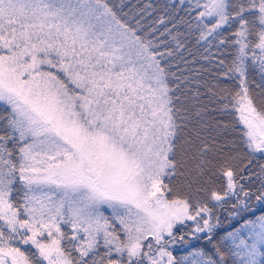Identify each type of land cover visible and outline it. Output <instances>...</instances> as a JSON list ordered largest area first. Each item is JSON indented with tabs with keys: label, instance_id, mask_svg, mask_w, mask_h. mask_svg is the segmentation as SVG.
Returning a JSON list of instances; mask_svg holds the SVG:
<instances>
[{
	"label": "snow or ice",
	"instance_id": "1",
	"mask_svg": "<svg viewBox=\"0 0 264 264\" xmlns=\"http://www.w3.org/2000/svg\"><path fill=\"white\" fill-rule=\"evenodd\" d=\"M0 264H264V0H0Z\"/></svg>",
	"mask_w": 264,
	"mask_h": 264
},
{
	"label": "trees",
	"instance_id": "2",
	"mask_svg": "<svg viewBox=\"0 0 264 264\" xmlns=\"http://www.w3.org/2000/svg\"><path fill=\"white\" fill-rule=\"evenodd\" d=\"M110 4H119L121 2L133 5V4H143L147 2V0H107ZM154 2L163 3V0H154ZM123 11H128V8H124ZM227 223V222H225ZM238 224H234L227 228H221L218 230L217 239L219 236L224 235L226 231H231L233 227H237ZM191 246L198 247L199 249L208 250L211 246L207 245V242L204 240H196V242L191 244Z\"/></svg>",
	"mask_w": 264,
	"mask_h": 264
},
{
	"label": "rangeland",
	"instance_id": "3",
	"mask_svg": "<svg viewBox=\"0 0 264 264\" xmlns=\"http://www.w3.org/2000/svg\"><path fill=\"white\" fill-rule=\"evenodd\" d=\"M240 226H241L240 224L237 225V227ZM186 239L188 240L187 244L178 242L172 246L173 254L176 255L177 257L187 256L189 255V253L199 249L198 247L191 246L192 243L194 244L196 242V239H192L190 237H186Z\"/></svg>",
	"mask_w": 264,
	"mask_h": 264
}]
</instances>
